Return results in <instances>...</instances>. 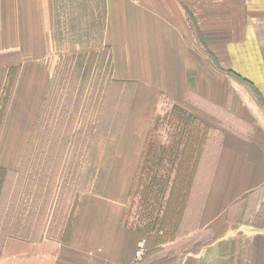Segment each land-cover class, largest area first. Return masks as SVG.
<instances>
[{
	"label": "crops",
	"instance_id": "obj_1",
	"mask_svg": "<svg viewBox=\"0 0 264 264\" xmlns=\"http://www.w3.org/2000/svg\"><path fill=\"white\" fill-rule=\"evenodd\" d=\"M63 1L0 0V88L6 70L18 68L0 133L8 170L20 167L54 76ZM94 1L103 5L100 42L113 80L134 84L124 145L101 193L79 198L67 242L8 237L0 264H138L156 248L154 233L122 221L161 99L211 128L218 147L189 234L148 264H264V0L71 3L94 12Z\"/></svg>",
	"mask_w": 264,
	"mask_h": 264
},
{
	"label": "trees",
	"instance_id": "obj_2",
	"mask_svg": "<svg viewBox=\"0 0 264 264\" xmlns=\"http://www.w3.org/2000/svg\"><path fill=\"white\" fill-rule=\"evenodd\" d=\"M104 48L109 52L108 47ZM108 60L111 62L110 53ZM90 61L85 55L64 61L57 77L58 83L68 88L66 105L54 107L50 82L19 169L12 171L0 167V254L8 237L31 243L45 239L67 242L76 219L78 195L87 190L85 183L93 182V190L102 184V191L114 150L117 125L112 126L100 118L96 125L78 123L77 116L83 109L80 102L88 86ZM17 74L18 68H8L0 89V97L5 93L0 110V131ZM110 81L119 88H127V84H130L113 79ZM74 91L76 96L73 100ZM118 116L119 111L115 118L118 119ZM169 116L172 123L178 125L176 127L181 137L176 138L169 147L157 149L154 144L156 130L154 125L151 126L129 193L131 200L136 195L140 196L142 207H147L150 199L159 208L157 214L156 207L153 209L147 224V228L155 231L156 248L145 253L138 264H148L162 255L174 253L175 241L189 234V226L194 225L205 194L208 174L203 166L207 164L206 159H209L213 144L211 128L176 106L172 107ZM164 161L171 165L172 177L161 182L157 181V174L152 170L154 165H161ZM81 163L88 164L82 174L79 173ZM156 187L158 190H155ZM93 190L90 191L92 195L101 193ZM160 200L162 204L158 206ZM123 225L127 227L125 218ZM180 243L182 248L187 246L186 240ZM167 244L170 245L169 250L161 248Z\"/></svg>",
	"mask_w": 264,
	"mask_h": 264
},
{
	"label": "rangeland",
	"instance_id": "obj_3",
	"mask_svg": "<svg viewBox=\"0 0 264 264\" xmlns=\"http://www.w3.org/2000/svg\"><path fill=\"white\" fill-rule=\"evenodd\" d=\"M71 1L72 0H67V2L63 1V6L60 7L61 11L57 14L58 20L56 28L58 37V60H56V65L54 67V76L51 80V100H54V107L57 106L58 108L65 106L66 102L68 101V88L65 89L63 85H60L58 83L57 77L60 69H62L63 65L65 64L64 61L73 57H77L78 55H85V57L89 58L92 64L88 67V86L86 89V94L80 102L83 105L82 113L77 116V119L78 123H81L83 125H86L88 123H95L96 125L99 118L100 120L104 119L105 121L110 122L111 125L113 124L112 126L117 125L115 131V143L113 146L114 150L113 154L110 157V162L108 163L107 174L105 175L106 177L104 182H106L109 177L111 167L115 165V162L113 161L114 153L116 150H120L124 145V127L126 124L130 105L133 101L132 96L134 92V84H127V88H119L111 84L110 79H113V77L111 72V62L108 60L109 52L106 51L104 47H102V44L100 42V36L102 34L104 25V12L102 2L99 3L98 1H94L95 11L91 12L85 10L86 6L78 7L76 4H72ZM7 86L8 82L6 83L5 88H7ZM100 88L103 89L100 93H98ZM13 89H11V96ZM124 89L126 90L122 95V91ZM75 90H77V85L75 87ZM106 90L108 91V93L106 92ZM75 96L76 92L74 91L72 95L73 100L75 99ZM4 98L5 93H2L0 97V110L3 107ZM8 107L9 104L6 110H8ZM171 109L172 107H170V103H168L167 100L161 99L160 103H157L154 114L151 117V124L149 129L154 125V129L156 130L154 136V144L157 149L162 147H169L175 142L176 138L179 139L181 137L179 136L180 132L176 127L178 125L173 124L170 120L169 114L171 113ZM118 111L119 116L117 119L115 118V115ZM6 113L7 111H5L4 113V117L2 120L3 123ZM10 141L11 140L9 139V142ZM217 147L218 138L213 137V144L211 149L209 150V159H206L207 164H205L207 173L210 172L213 165V157L214 153L216 154ZM87 168L88 164L81 163L79 165V173H84ZM171 171V165L167 161H164V163H162L161 165H154L152 170V172L157 174V181L161 182L163 180L166 181L172 177ZM92 183L93 182L85 183L84 188L87 190L79 194V198L82 194H90V191L93 190L91 188ZM101 186L102 184H99L97 190L96 188L94 189L95 192H101ZM157 188L158 187H156L155 190H158ZM148 202L149 204L144 208L140 204L139 195H136L133 200L130 199L124 215L128 228L132 230H142L148 233L152 232L155 234V231L153 229L147 228V224L151 218L153 209L156 207V203L150 199L148 200ZM161 204L162 200H160V204L158 206H161ZM156 209L157 214L159 208L156 207ZM153 219H155V216ZM178 246L180 245H177V247Z\"/></svg>",
	"mask_w": 264,
	"mask_h": 264
},
{
	"label": "built area",
	"instance_id": "obj_4",
	"mask_svg": "<svg viewBox=\"0 0 264 264\" xmlns=\"http://www.w3.org/2000/svg\"><path fill=\"white\" fill-rule=\"evenodd\" d=\"M143 255V252L140 248L137 249L136 253H135V256L137 259L141 258Z\"/></svg>",
	"mask_w": 264,
	"mask_h": 264
}]
</instances>
